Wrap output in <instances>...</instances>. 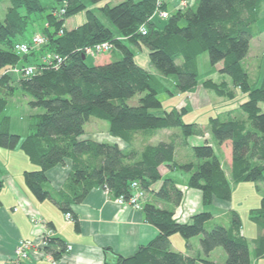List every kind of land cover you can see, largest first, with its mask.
<instances>
[{
	"label": "trees",
	"instance_id": "16d2710c",
	"mask_svg": "<svg viewBox=\"0 0 264 264\" xmlns=\"http://www.w3.org/2000/svg\"><path fill=\"white\" fill-rule=\"evenodd\" d=\"M103 1L91 0L93 4ZM12 2L5 21L0 20V114L7 106L3 94L18 88L12 86L13 77L3 76V71L17 65H39L40 58L48 54L64 59L58 68L41 69L32 78L20 77L19 84L33 98L29 106L44 110L33 117L24 140L0 129V148L15 150L20 145L30 163L38 167L25 173L27 187L35 199L50 200L63 212L72 213V206L82 203L96 188L128 200L133 195V183H138L160 202L179 207L184 193L174 180L165 179L158 190L153 188L163 179V166L188 173V187L202 193L207 207L215 200L230 202L233 186L254 183L262 195L260 207L250 213L258 228L254 255L256 260L264 259V112L260 107L264 105V74L260 83H254L246 67L251 42L261 33L257 25L264 0H196L193 7L170 14L162 25L149 21L157 0H126L114 7L107 4L97 13L87 10L79 0H48L47 5L42 0ZM64 5L66 14L56 17L54 13ZM84 10L87 22L67 30L66 22ZM44 14L50 24V28H42L48 43L38 52L18 56L13 51L14 44L28 31L32 17ZM144 24L146 35L140 32ZM104 42L112 43L120 57L89 66L84 50ZM140 46L149 50L155 74L135 62L133 49ZM205 53L210 68L201 73L199 59ZM103 55L107 54L95 58ZM214 75L219 76L218 82L212 79ZM201 83L206 91L228 100L236 98V89L248 95L238 117L219 115L209 120L208 131L213 138L220 145L232 144L230 177L208 141L192 148L191 161L180 163L178 149L187 146L190 138L203 136L204 131L198 124L183 122L185 108L161 114L159 94L194 92ZM137 96V104L131 105ZM91 118L106 121L110 136L126 147L84 139L85 125ZM171 129H179L180 133L173 134L169 141L156 145L148 142L136 148L138 136ZM67 162L71 163L70 173L62 189L53 191L47 173ZM143 211L159 235L132 256H117L114 262L104 264H210L176 252L171 242L175 235L189 247V241L200 236L205 258L222 248L225 264H253L236 211L227 212L226 225L215 222L210 212L193 216L189 223H179L173 211L156 204L145 203ZM48 244L45 251L57 260L66 250L60 239L51 238Z\"/></svg>",
	"mask_w": 264,
	"mask_h": 264
},
{
	"label": "crops",
	"instance_id": "0c3cea01",
	"mask_svg": "<svg viewBox=\"0 0 264 264\" xmlns=\"http://www.w3.org/2000/svg\"><path fill=\"white\" fill-rule=\"evenodd\" d=\"M159 1L165 5L166 11L172 14L178 8L181 0ZM185 1L188 2L189 7H193L196 2V0ZM106 2L107 0L99 3V6H104ZM86 22L85 19H82L79 25L82 26ZM133 51L135 62L143 69L155 74L150 63L149 50L140 46L134 48ZM119 57L120 54L117 56L115 54L103 55L101 58L95 59V65H103ZM166 83L169 84L168 81ZM108 135L110 136L109 133ZM17 149L18 147L10 152L19 157L22 162L20 167L14 163L0 165V264H14L15 250L21 241L39 243L41 237L45 235L60 239L65 243L66 250L58 261L56 263L46 261L38 249L29 260L21 261L20 264H104L106 261L114 262L117 256H132L140 247L148 245L159 235V230L147 221L143 210L139 211L128 205H120L117 197L107 193L103 188L92 190L82 203L72 206L73 217L79 223L77 228L74 218L73 221H67V213L63 212L54 202L50 200L39 202L31 194L25 181V173L36 171L38 167L32 165L24 153H21L23 155L16 153ZM182 157L185 156L182 154ZM182 157L179 158L177 155L180 163L188 161ZM70 170L71 163L67 162L47 173L50 188L53 191L58 192L62 189ZM177 171L179 169L170 170L166 166L161 167L163 179L153 188L158 190L165 179L174 180L184 193L181 205L174 207L171 204L160 202L151 194H147L146 203H153L158 207L173 211L175 219L179 223H189L193 216L204 211L210 212L214 216L215 222L226 219V214L230 210L224 212L222 216H218L214 211L220 209V206L227 209L229 206L215 200L211 206H208V209L203 204L202 193L190 189L188 184L180 182ZM171 242L176 252L206 260L210 264H217L214 254L218 249L205 258L202 255L199 240L196 242L193 239L190 240L189 247L182 237L175 235L171 237ZM68 247L72 248L70 252H67Z\"/></svg>",
	"mask_w": 264,
	"mask_h": 264
},
{
	"label": "rangeland",
	"instance_id": "374dc122",
	"mask_svg": "<svg viewBox=\"0 0 264 264\" xmlns=\"http://www.w3.org/2000/svg\"><path fill=\"white\" fill-rule=\"evenodd\" d=\"M81 3L86 4L87 10H92L94 12H98L99 9L104 7L105 5L109 4L111 7L117 6L118 4L126 1V0H107L104 6H99L100 4H93L91 0H79ZM43 4L47 5L49 2L48 0H42ZM158 2V0H157ZM12 0H1L0 1V20L2 22L5 21L6 15L10 8L12 7ZM49 6V5H48ZM165 5H163V10L165 12ZM84 10L80 12L77 16L71 18L66 23V27L68 30H73L75 28L80 27V21L85 19L87 20V13ZM156 10V8H155ZM154 10V12H155ZM180 9H176L178 11ZM185 10V9H183ZM50 12V10H47ZM154 14V13H153ZM170 14V13H169ZM33 22L28 28V31L24 34L23 37H19V41L28 42L35 34H39L42 32V28L46 27L50 24L47 21L45 14L44 16H33ZM156 22L160 23L161 25L164 22H160L159 19L155 20ZM108 27L113 28V26L105 22ZM257 28L261 32L260 35L253 39L250 45V52L246 59V67L248 73L251 77V80L254 83H260L263 74H264V3L261 8V19L258 22ZM48 29V28H47ZM119 50H113L109 54H115V56L119 55ZM95 57L87 55L86 62L89 66H95ZM221 67V65L219 66ZM199 68L201 73H205L210 68L209 56L208 53L202 55L199 59ZM147 71V70H146ZM149 72V71H148ZM14 83H12L13 87L16 88V91L11 92L10 90L3 94L4 101H6L7 106L5 107L4 111L0 114V129L4 131H9L12 134H17L21 136V142L24 140L28 133V127L30 122L32 121L33 117L43 114L44 110L42 109H33L29 106L30 101L33 100L31 94L24 91L21 84H19L20 77L12 76ZM214 81H219V76L214 75L212 77ZM230 82V79L227 78ZM169 86L170 84H167ZM174 88L172 87L171 90ZM159 100L162 102L163 111H171L173 109H178L182 111L184 108L187 109V112L183 116V122L185 124H198L202 130L204 131L203 136H195L191 138L188 142V146H182L179 148L178 157L181 158L182 154L185 157L183 159H188L187 162L193 159V150L194 146H202L205 141L212 145L215 150L216 155L219 157L223 169L226 171L227 175L231 176V161H232V154H233V147L230 142H227L223 145H220L210 134L208 131L209 127V120L211 117H216L219 115H229L234 117H238L241 115L239 113L240 106L248 100V95L243 94L239 89H236V98L234 100H228L222 97L217 96L213 92L206 91L202 83L199 84L197 89L194 92L190 93H178L175 91L174 95H170L168 93H161L158 96ZM139 100V96L131 100L130 104L135 105ZM260 107L264 112V105L261 104ZM244 115V114H243ZM109 133V124L106 121L99 120L96 118H91L90 121L85 125V135L84 139H92L97 140L98 142H106V143H118L121 148H125L126 145L119 139L110 137ZM179 129H171V130H162L159 131L155 135H141L138 136L136 139V148H140L144 146L146 143L151 142L152 144L156 145L162 141H169L170 137L173 134H179ZM205 138V139H204ZM10 150H5L0 148V165L4 164H12L14 163L17 167L22 165L19 157L16 154H12ZM16 153H23L20 150V145L17 149ZM23 155V154H21ZM24 157V156H23ZM189 157V158H188ZM186 162V161H185ZM178 176L180 178V182H184V184H188L189 181V174L184 172L183 170L177 171ZM264 190V186H263ZM261 198L262 195L256 189V185L254 183H241L236 186H233V196L230 202H223V205L229 206L228 209L220 206L218 210L214 211L218 216H222L224 212L228 210L236 211L241 219L242 222V232L246 239L249 242L251 255L253 259V264H264V259L256 260L254 255V239L258 236V228L250 219V213L253 209H257L261 205ZM208 208V207H207ZM209 209V208H208ZM225 209V210H224ZM206 210V209H205ZM208 212V211H204ZM221 219V218H220ZM227 219H221L216 222L218 224L226 225ZM200 241V236L193 238V241ZM214 259L217 261V264H225L226 263V253L224 249L218 248L216 254H214Z\"/></svg>",
	"mask_w": 264,
	"mask_h": 264
},
{
	"label": "built area",
	"instance_id": "2783aa9c",
	"mask_svg": "<svg viewBox=\"0 0 264 264\" xmlns=\"http://www.w3.org/2000/svg\"><path fill=\"white\" fill-rule=\"evenodd\" d=\"M66 5H64L61 9L54 13L56 17L62 18L66 14ZM188 2L185 0L179 1V6L177 9L183 10L188 8ZM170 17L168 12L163 10V3L158 0L156 5V10L154 14L150 17L149 21H154L156 19L166 21ZM47 28H50L49 25H46ZM140 32L143 35L147 34L146 25H142L140 27ZM63 34V31L60 32ZM48 43V38L42 32L39 34H35L30 41L28 42H17L14 44L13 51L20 57L31 55L32 53L38 52L43 46ZM114 50V45L109 42H104L97 44L91 48L85 49V55H89L92 57H96L102 54H109ZM64 59H62L58 55L48 54L42 58H40L39 65L25 64V65H17L13 68H8L3 71V76H18L24 78H32L36 76L41 69H50V68H58V66L63 63ZM133 195L126 200L123 196L118 197V203L120 205H128L136 210L142 211L144 209V205L147 200V192L140 188L138 183H133L132 185ZM110 194L108 190H105ZM67 221H73V214H66ZM53 238L52 236H43L41 237V241L39 243L32 241H21L15 250V259L14 264H20L21 261L29 260L30 257L36 252V250L40 249L41 256L46 261L51 263H56L58 260L54 257L52 253H48L45 251L47 247H49L48 241ZM51 247V246H50ZM72 250L71 247L67 248V252ZM13 264V263H12Z\"/></svg>",
	"mask_w": 264,
	"mask_h": 264
},
{
	"label": "water",
	"instance_id": "95a60500",
	"mask_svg": "<svg viewBox=\"0 0 264 264\" xmlns=\"http://www.w3.org/2000/svg\"><path fill=\"white\" fill-rule=\"evenodd\" d=\"M86 59V57L84 56V60Z\"/></svg>",
	"mask_w": 264,
	"mask_h": 264
}]
</instances>
